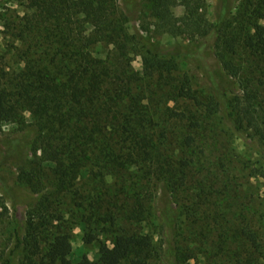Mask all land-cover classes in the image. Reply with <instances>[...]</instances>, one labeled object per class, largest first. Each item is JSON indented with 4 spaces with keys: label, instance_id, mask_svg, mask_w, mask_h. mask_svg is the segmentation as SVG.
Segmentation results:
<instances>
[{
    "label": "trees",
    "instance_id": "trees-1",
    "mask_svg": "<svg viewBox=\"0 0 264 264\" xmlns=\"http://www.w3.org/2000/svg\"><path fill=\"white\" fill-rule=\"evenodd\" d=\"M146 1L158 34L187 35L193 45L164 50L148 42L140 71L129 56V15L121 0H26L31 14L20 37L28 45L27 64L13 89L0 79V125L20 122L25 112L35 118L39 135L45 134L46 158L57 164L60 187L77 198L81 221L89 224L84 242H100L99 258L83 254L75 260L67 232L54 233L44 246L41 229L52 224L54 214L34 199L28 206L39 216L9 222L0 264H154L151 235L122 226L125 219L142 221L153 198L150 209L161 223L163 259L179 264L182 211L175 197L187 183L189 167L199 166V178L192 179L197 206L220 195L219 184L228 189L232 183L230 162L222 174V166L205 159L214 124L226 123L264 158V0H247L235 18L234 0H229L215 21L199 13L200 1ZM178 4L186 9L184 17L172 12ZM98 47L108 49L104 57L97 55ZM187 62L200 70V77L183 70ZM36 136L27 152L35 151ZM5 144L13 154L24 145ZM172 145L190 158L171 160ZM93 159V183L78 189L77 179ZM135 167L138 174L131 176ZM256 172L264 187V168ZM0 185L8 194V181L0 177ZM149 189L155 197L148 196ZM93 224L116 226L112 243L100 241L101 230ZM242 236L261 252L252 229Z\"/></svg>",
    "mask_w": 264,
    "mask_h": 264
},
{
    "label": "rangeland",
    "instance_id": "rangeland-1",
    "mask_svg": "<svg viewBox=\"0 0 264 264\" xmlns=\"http://www.w3.org/2000/svg\"><path fill=\"white\" fill-rule=\"evenodd\" d=\"M198 1L202 6L199 13L209 21H215L224 5L229 3V0H193L192 3ZM244 3H247V0H234L233 18L239 15V8L241 9ZM26 4V0H0V79L9 90L15 87L27 64L25 51L28 45L20 37L26 16L31 14ZM121 6L129 15V22L126 25L132 39L129 56L135 70L143 69V56L146 51L144 46L148 42L164 50L193 45L187 35L158 34L155 31L156 19L151 15L150 4L146 0H121ZM172 12L178 18L186 15L185 7L180 4L173 7ZM107 52L108 49L98 47L96 53L104 57ZM30 58L37 59L38 56L33 55ZM187 64L183 63V70H188L197 77L201 76L200 70L194 64L188 62ZM237 89V95H240L243 88L238 85ZM260 124L264 127V121ZM247 133L251 139L258 141V136L253 130ZM39 134L35 118L27 112L23 114L20 122H3L0 125V177L5 178L9 184L8 194L0 185V250L10 235V221L14 218L22 220L27 215L39 216L38 209L28 206L34 199H38L41 208V202L44 201L46 207L50 206L47 213L54 214L52 224L41 229L44 246L51 241L54 233L67 232L72 237L75 260L83 254L97 260L100 242L92 244L84 242L87 231L85 229L89 224L81 221L84 212L76 206L77 198L60 187V177L56 173L57 164L47 160L42 148V137L45 134ZM34 136L38 137L36 149L27 152V143ZM211 137L210 146L205 153L207 164L217 163L219 167L222 166L223 174L227 167L226 163L230 162L229 177L232 183L228 189L225 185L222 187L223 184H219L222 193L218 196L215 193L204 205L197 206L194 202L198 201V198L194 196L195 186L192 179H195L193 176L199 178L195 174L199 166L192 164L189 167L187 183L176 190L175 197L178 208L182 211L181 234L178 238L182 259L179 264H264V187L262 180L256 177V171L264 168V158L256 148L233 134L222 121L214 124ZM10 140L24 143L20 153L13 154L10 151L5 144ZM176 142L174 140V143ZM175 145H172L168 152L171 160L190 158L188 152L184 153ZM222 159L223 163H220ZM95 169L93 159L83 168L81 176L77 179L78 189H88L93 183L92 171ZM137 174L135 167L131 176ZM154 189L151 191L149 189L148 196L153 194L155 197ZM155 193L159 195V192ZM155 202L156 198L149 201L142 221L125 219L122 226L132 232L151 235L155 244L153 263L165 264L161 223L150 209L152 205L155 207ZM93 227L101 230L100 241L112 243L113 235L117 231L116 226L93 224ZM249 229L258 236L262 245L261 252H255L248 244V240L242 236L243 230Z\"/></svg>",
    "mask_w": 264,
    "mask_h": 264
}]
</instances>
